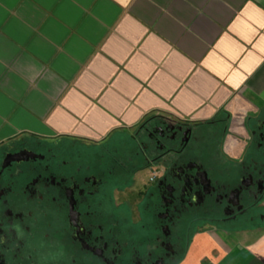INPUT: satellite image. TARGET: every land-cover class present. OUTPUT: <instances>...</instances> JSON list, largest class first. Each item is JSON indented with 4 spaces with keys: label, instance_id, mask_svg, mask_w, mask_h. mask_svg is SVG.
Segmentation results:
<instances>
[{
    "label": "crops",
    "instance_id": "0c3cea01",
    "mask_svg": "<svg viewBox=\"0 0 264 264\" xmlns=\"http://www.w3.org/2000/svg\"><path fill=\"white\" fill-rule=\"evenodd\" d=\"M156 114L229 118L241 156L264 117V0H0V149L127 137ZM175 264H264V227L197 229Z\"/></svg>",
    "mask_w": 264,
    "mask_h": 264
},
{
    "label": "flooded vegetation",
    "instance_id": "af4514ba",
    "mask_svg": "<svg viewBox=\"0 0 264 264\" xmlns=\"http://www.w3.org/2000/svg\"><path fill=\"white\" fill-rule=\"evenodd\" d=\"M228 127L156 114L122 138L9 141L0 264H175L197 229L264 227V117L239 157Z\"/></svg>",
    "mask_w": 264,
    "mask_h": 264
},
{
    "label": "rangeland",
    "instance_id": "374dc122",
    "mask_svg": "<svg viewBox=\"0 0 264 264\" xmlns=\"http://www.w3.org/2000/svg\"><path fill=\"white\" fill-rule=\"evenodd\" d=\"M149 175H150L149 171H145V172L141 173V177L148 178Z\"/></svg>",
    "mask_w": 264,
    "mask_h": 264
},
{
    "label": "trees",
    "instance_id": "16d2710c",
    "mask_svg": "<svg viewBox=\"0 0 264 264\" xmlns=\"http://www.w3.org/2000/svg\"><path fill=\"white\" fill-rule=\"evenodd\" d=\"M152 116H154V115H152ZM152 116H151V117H152ZM148 118H149V117H148Z\"/></svg>",
    "mask_w": 264,
    "mask_h": 264
}]
</instances>
